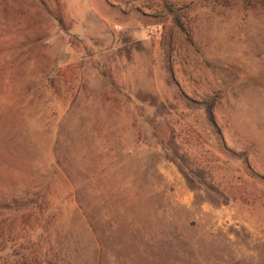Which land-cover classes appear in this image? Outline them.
Returning a JSON list of instances; mask_svg holds the SVG:
<instances>
[{"label":"rangeland","instance_id":"1","mask_svg":"<svg viewBox=\"0 0 264 264\" xmlns=\"http://www.w3.org/2000/svg\"><path fill=\"white\" fill-rule=\"evenodd\" d=\"M0 264H264V0H0Z\"/></svg>","mask_w":264,"mask_h":264},{"label":"trees","instance_id":"2","mask_svg":"<svg viewBox=\"0 0 264 264\" xmlns=\"http://www.w3.org/2000/svg\"><path fill=\"white\" fill-rule=\"evenodd\" d=\"M206 113H207V117L209 118L210 122L214 125H216V121H215V116H214V112H213V108L212 107H207L206 109Z\"/></svg>","mask_w":264,"mask_h":264}]
</instances>
